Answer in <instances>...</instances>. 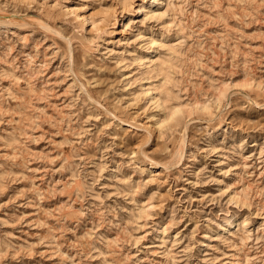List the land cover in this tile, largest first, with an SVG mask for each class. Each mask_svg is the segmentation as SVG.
Listing matches in <instances>:
<instances>
[{"label":"rangeland","instance_id":"374dc122","mask_svg":"<svg viewBox=\"0 0 264 264\" xmlns=\"http://www.w3.org/2000/svg\"><path fill=\"white\" fill-rule=\"evenodd\" d=\"M0 264H264V0H0Z\"/></svg>","mask_w":264,"mask_h":264},{"label":"bare ground","instance_id":"6f19581e","mask_svg":"<svg viewBox=\"0 0 264 264\" xmlns=\"http://www.w3.org/2000/svg\"><path fill=\"white\" fill-rule=\"evenodd\" d=\"M225 95L224 91H220L218 94V100L221 99L223 96ZM180 111V108L176 107L171 111V117H173V115L177 114ZM179 156H181V148L179 149Z\"/></svg>","mask_w":264,"mask_h":264}]
</instances>
